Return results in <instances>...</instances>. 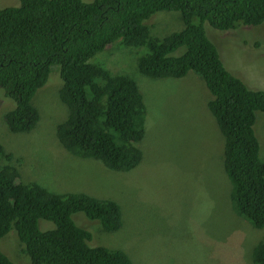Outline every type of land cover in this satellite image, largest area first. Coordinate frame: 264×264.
<instances>
[{
    "label": "trees",
    "instance_id": "1",
    "mask_svg": "<svg viewBox=\"0 0 264 264\" xmlns=\"http://www.w3.org/2000/svg\"><path fill=\"white\" fill-rule=\"evenodd\" d=\"M159 11H179L184 27L167 36L152 35L148 24ZM205 22L224 31L241 23L260 25L264 0H19L0 7V90L16 102L4 115L10 130L35 129L40 113L33 98L58 65L59 96L67 105L56 127L61 144L112 170L134 169L143 155L138 143L147 134L144 96L133 77L113 73L98 54L114 50L116 42L144 45L148 51L137 64L142 74L182 77L191 70L205 81L213 95L209 107L225 138L232 206L263 228L264 159L254 124L256 111L264 112V89L250 88L227 69ZM181 47V54H172ZM13 157L0 142V238L14 229L30 264H134L121 249L91 246L92 233L73 219L82 211L104 231H117L123 225L118 202L23 182ZM40 219L55 227L42 230ZM252 259L264 264V239L254 245ZM0 264L19 263L0 248Z\"/></svg>",
    "mask_w": 264,
    "mask_h": 264
},
{
    "label": "rangeland",
    "instance_id": "2",
    "mask_svg": "<svg viewBox=\"0 0 264 264\" xmlns=\"http://www.w3.org/2000/svg\"><path fill=\"white\" fill-rule=\"evenodd\" d=\"M18 4L19 0H0V7ZM152 17L148 25L154 36L184 27L179 11H159ZM205 28L227 69L250 88L263 90L264 22L241 23L228 31L205 22ZM112 46L114 50L106 48L98 59L113 73L133 77L147 106V134L138 143L141 163L129 171H116L61 144L56 127L67 105L59 96L63 83L59 66L54 65L33 98L40 118L29 132L10 130L4 115L16 102L0 90V142L14 154L12 164L21 180L58 193L84 192L118 202L123 225L117 231H104L99 221L82 211L73 213V219L92 233L91 246L121 249L134 264H254L253 247L264 239V227H254L232 206V183L224 167L225 138L209 107L213 95L205 81L191 70L182 77L144 75L137 64L148 51L146 46L119 42ZM183 51L181 47L172 54ZM254 129L264 159L261 110L256 111ZM39 227L48 230L55 224L40 219ZM0 248L19 264H30L14 229L0 238Z\"/></svg>",
    "mask_w": 264,
    "mask_h": 264
},
{
    "label": "clouds",
    "instance_id": "3",
    "mask_svg": "<svg viewBox=\"0 0 264 264\" xmlns=\"http://www.w3.org/2000/svg\"><path fill=\"white\" fill-rule=\"evenodd\" d=\"M112 46V45H111ZM110 47V46H109ZM92 59V58H91ZM91 59H90V61H91ZM94 61H96V57L93 59ZM50 77V76H49ZM49 80V79H48Z\"/></svg>",
    "mask_w": 264,
    "mask_h": 264
}]
</instances>
